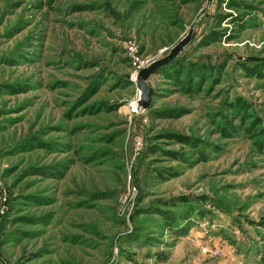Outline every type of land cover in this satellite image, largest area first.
I'll return each mask as SVG.
<instances>
[{"label": "rangeland", "instance_id": "obj_1", "mask_svg": "<svg viewBox=\"0 0 264 264\" xmlns=\"http://www.w3.org/2000/svg\"><path fill=\"white\" fill-rule=\"evenodd\" d=\"M0 264H264V0H0Z\"/></svg>", "mask_w": 264, "mask_h": 264}, {"label": "water", "instance_id": "obj_2", "mask_svg": "<svg viewBox=\"0 0 264 264\" xmlns=\"http://www.w3.org/2000/svg\"><path fill=\"white\" fill-rule=\"evenodd\" d=\"M191 36V31L188 35H186L183 39H181L170 51V53L167 55V57L157 60L156 62H153L150 66L142 69L139 72V78H138V84L139 87L142 90V96L140 104L143 107H147L150 101V96L152 93L151 88L146 84L145 80L148 78V76L155 70L156 66H159L161 64H165L169 60H171L182 48L185 44L188 43Z\"/></svg>", "mask_w": 264, "mask_h": 264}, {"label": "built area", "instance_id": "obj_3", "mask_svg": "<svg viewBox=\"0 0 264 264\" xmlns=\"http://www.w3.org/2000/svg\"><path fill=\"white\" fill-rule=\"evenodd\" d=\"M135 144H136L135 148H136V152H137L140 149L141 142L139 140H137V142Z\"/></svg>", "mask_w": 264, "mask_h": 264}, {"label": "trees", "instance_id": "obj_4", "mask_svg": "<svg viewBox=\"0 0 264 264\" xmlns=\"http://www.w3.org/2000/svg\"><path fill=\"white\" fill-rule=\"evenodd\" d=\"M170 227H171V224H169V228H170ZM157 255H158V258H159L160 260H164L165 257L162 256L160 252H158Z\"/></svg>", "mask_w": 264, "mask_h": 264}]
</instances>
